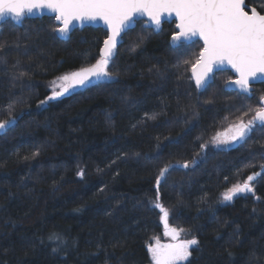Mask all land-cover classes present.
<instances>
[{
    "label": "trees",
    "instance_id": "obj_1",
    "mask_svg": "<svg viewBox=\"0 0 264 264\" xmlns=\"http://www.w3.org/2000/svg\"><path fill=\"white\" fill-rule=\"evenodd\" d=\"M246 1L264 14V0ZM56 27L46 16L0 27V120L15 117L0 130V264H149L163 234L155 204L198 241L183 264H264V171L252 193L223 200L264 165V128L233 150L206 146L254 115L260 87L226 91L224 70L200 91L190 76L199 42L172 47V23L155 34L138 21L109 66L114 79L41 104L48 82L94 64L107 36L88 26L62 40ZM193 158L157 184L160 169Z\"/></svg>",
    "mask_w": 264,
    "mask_h": 264
},
{
    "label": "snow or ice",
    "instance_id": "obj_2",
    "mask_svg": "<svg viewBox=\"0 0 264 264\" xmlns=\"http://www.w3.org/2000/svg\"><path fill=\"white\" fill-rule=\"evenodd\" d=\"M247 8L249 5L245 0H0V18L11 15L19 19L25 12L50 9L55 13L56 20L62 22L63 26L56 29L60 33H67L69 25L76 19H100L107 25L109 34L103 41V47L99 49V58L88 67L57 77L51 83L52 94L47 100L59 98L74 88L91 84L93 80L114 79L108 70L109 66L118 44L134 26L136 17L146 15L144 24L159 29L165 14H175L179 21L176 25L178 30L171 37L173 42L194 43V38L202 41L198 58L192 64L197 89H206L213 78L214 69L227 64L235 70L237 76L230 83L237 85L241 92L250 93L251 83L264 79V14L255 7H251L250 11H247ZM143 38L141 35L138 40L142 41ZM5 47L6 44L0 43V50ZM261 103L264 104V97H261ZM249 111H254L255 114L246 122L239 119L231 125L234 133L230 137L224 140L213 138L214 141L246 142L257 124L264 127V106L249 108ZM14 121L15 117L11 116L7 120H0V129L7 128ZM204 147L205 145H201L202 149ZM195 163L196 159L193 158L192 161H185L181 167L188 168ZM170 167L172 166L166 165L160 169L157 184L161 177H165ZM261 168L264 169V165H261ZM78 175L83 176L84 172L81 171ZM259 175L261 173L253 172L243 183L232 185L223 193V200L231 201L237 194L252 193L254 188L251 182ZM155 207L164 212L163 219L167 226V210L160 204H155ZM171 234L175 239L179 232L173 228ZM59 241L60 237L57 235L55 242ZM195 245H198L195 238L179 240L172 244H160L157 238L156 244L149 246V251L154 264H183L189 261Z\"/></svg>",
    "mask_w": 264,
    "mask_h": 264
},
{
    "label": "water",
    "instance_id": "obj_3",
    "mask_svg": "<svg viewBox=\"0 0 264 264\" xmlns=\"http://www.w3.org/2000/svg\"><path fill=\"white\" fill-rule=\"evenodd\" d=\"M245 3L246 4H248L247 2H246V0H245ZM249 5V8H247L246 10L247 11H250V9H251V7H254V6H252V5H250V4H248ZM256 8V7H255ZM257 9V8H256ZM257 11H259L258 9H257ZM261 14H263V13H261ZM53 17L54 18V20H55V23H56V25H57V27H56V29H58V28H60V27H62L63 25H62V22L61 21H57L56 20V18H55V13L54 12H52L50 9H44L43 11H37V10H33V12H31V13H28V12H25V14L22 16V17H20L19 19H15L14 17H12L11 15H9V16H4V17H2V18H0V27H1V24L4 22V21H6V20H11L14 24H17V25H21V23H22V21L25 19V18H42V17ZM147 19V16L146 15H144V16H137L136 17V19H135V21H134V26L132 27V28H134L135 27V25H136V22L137 21H143L142 23H143V26L144 27H146V28H152L153 29V31L155 32V33H158L159 31H160V29H161V25H162V23L163 22H172V21H175L176 23H175V30L177 31L178 29L176 28V25L179 23V21H178V19L175 17V14H172V15H167V14H165L163 17H162V21H161V25H160V28L159 29H156L155 28V26H149V25H145L144 24V21ZM88 26H90V27H95V28H102L103 30H105L106 31V33H107V35L109 34V32H108V28H107V25L104 23V21L103 20H100V19H97V20H79V19H76V20H73L72 22H71V24L69 25V30H68V32L67 33H60L59 31H57L56 29H55V34H56V36L59 38V39H62V40H67L69 37H70V35H71V33L75 30V29H83L84 27H88ZM131 28V29H132ZM107 37V36H106ZM171 37H172V35H171ZM171 37H170V45L172 46V47H176V46H178L179 45V43H181V42H187V43H189V41H176V42H173L172 40H171ZM195 39H198V38H194V40ZM201 41V40H200ZM202 42V41H201ZM121 44V43H120ZM120 44H118V46H117V48L119 47V45ZM101 47H103V43H102V45H101ZM100 47V48H101ZM116 52H117V50H116ZM116 55V54H115ZM224 70H228V71H230L233 75H234V79H232V80H235L236 78H237V76H236V74H235V70L234 69H232L231 68V66L230 65H227V64H224V65H220V66H218L216 69H214V72H213V76L215 75V73H217L218 71H224ZM197 71H199V69H197ZM190 74H191V78H192V80H193V82H194V84H195V78H194V74H193V70H192V67H191V69H190ZM232 80H229V81H227L226 82V84L224 85V90H227V91H229V90H234V91H238L239 93H241V94H245V95H248V96H250L251 94H252V89H253V87H252V85L253 84H257V83H262V82H264V79H257V80H255L254 82H252L251 83V85H250V87H251V92L250 93H243V92H241L240 91V89H239V87L237 86V85H234V84H232V83H230V81H232ZM213 81V78L209 81V84L211 83ZM200 91H202V90H204V89H199ZM262 104V103H261ZM262 106H264V104H262ZM259 125V124H258ZM183 163H175V164H173V165H175V166H177V167H181V165H182ZM172 166V165H171ZM183 168V167H182ZM264 171V169H262V168H260L258 171H257V173H262ZM259 176H256L255 178H254V181L258 178ZM163 178L164 177H161L160 178V182L163 180ZM159 182V183H160ZM159 209V211H160V221H161V223H162V225H163V227L165 228V230H167L168 228V222H167V226L165 225V222H164V219H163V216H164V212L161 210V208H158ZM172 243H176V241H175V239H173V240H171L170 242H169V244H172Z\"/></svg>",
    "mask_w": 264,
    "mask_h": 264
},
{
    "label": "flooded vegetation",
    "instance_id": "obj_4",
    "mask_svg": "<svg viewBox=\"0 0 264 264\" xmlns=\"http://www.w3.org/2000/svg\"><path fill=\"white\" fill-rule=\"evenodd\" d=\"M247 2V1H246ZM249 4V3H248ZM251 5V4H250ZM138 22V21H137ZM136 22V23H137ZM143 21H141V23H142ZM165 23H169V22H163L162 23V25H161V29H160V31L162 30V28H163V26H164V24ZM170 23H172L173 24V26H174V29H173V32L170 34V36H169V43H170V37H171V35H173L175 32H176V30H175V21H172V22H170ZM142 25H143V23H142ZM146 28V27H145ZM149 29H151L152 31H153V29L152 28H149ZM159 31V32H160ZM158 32V33H159ZM153 33H155L154 31H153ZM155 34H157V33H155ZM196 42H199V44L201 45V47H202V42L199 40V39H195V44H196ZM181 44H186V45H190V44H193L192 42H189V43H187V42H181V43H179V45H181ZM178 45V46H179ZM177 47V46H176ZM201 49V48H200ZM199 52H200V50H199ZM199 52H198V55H199ZM197 58H198V56H197ZM196 58V59H197ZM196 59H195V61H196ZM195 61H194V63H195ZM193 63V64H194ZM192 67V66H191ZM191 69V68H190ZM230 72V71H229ZM231 73V72H230ZM232 74V73H231ZM190 76H191V74H190ZM232 79H234V75L232 74V78L231 79H229V80H232ZM228 80V81H229ZM226 84V83H225ZM224 84V85H225ZM264 85V82H262V83H257V84H253L252 85V87H253V89H252V94H253V90H254V87L255 86H259L260 87V89L264 92V90L262 89V86ZM224 88V87H223ZM203 91V90H202ZM227 91V90H226ZM229 91H234V90H229ZM234 92H237V93H239L238 91H234ZM239 94H241V93H239ZM252 94L250 95V96H248V95H245V94H241V95H245V96H248V97H251L252 96ZM261 97H264V93H260L259 94V97H258V102H259V107H261L262 106V104H261ZM255 114V113H254ZM233 124H235V123H233ZM233 124H230L225 130H223L221 133H219V134H216V135H214L213 137H211L210 138V140L206 143V146L207 147H210L211 148V150H217V151H219V150H228V149H235V148H237L239 145H241L243 142H229V143H216L215 141H214V139L213 138H218V139H221V140H224V139H227L228 137H230L233 133H234V129H232L231 128V125H233ZM262 127V126H260V125H256L255 126V128L256 127ZM264 128V127H263ZM262 155H264V152H262L261 153ZM252 155V154H251ZM250 157V156H249ZM175 164V163H174ZM170 165H172V167L173 166H175V165H173V164H170ZM248 165V164H247ZM261 165H263V164H261ZM261 165H259L255 170H251V171H249L248 173L247 172H245V174L247 173V176L248 175H251L253 172H257L260 168H261ZM244 166H246V165H244ZM254 166V164H250V167L248 168V169H250V168H252ZM171 168V167H170ZM169 168V169H170ZM247 171V170H246ZM253 182H255V181H253ZM163 226V225H162ZM168 229L167 230H165V228L163 227L162 228V233L163 234H166L167 233V235H169L170 237H171V240H173L174 238H173V235L171 234V229H173L174 228V226H172V225H169L168 224V227H167ZM179 240H181L178 236L175 238V241H176V243L179 241ZM170 242V241H169Z\"/></svg>",
    "mask_w": 264,
    "mask_h": 264
},
{
    "label": "rangeland",
    "instance_id": "obj_5",
    "mask_svg": "<svg viewBox=\"0 0 264 264\" xmlns=\"http://www.w3.org/2000/svg\"><path fill=\"white\" fill-rule=\"evenodd\" d=\"M79 69H76V70H70V71H66V72H63V73H61V74H59L58 76H56V77H54L52 80H50L49 82H48V89H49V91H50V94H52L51 93V83L53 82V81H55L56 79H57V77H60V76H62V75H64V74H66V73H69V72H74V71H78ZM93 82H96V80H93ZM92 82V83H93ZM88 85H90V84H88ZM85 86H87V85H85ZM85 86H83V87H85ZM83 87H77V88H74V89H72V90H79V89H82ZM49 97V96H48ZM46 101H48L47 99H45V102ZM1 130V129H0ZM175 228V227H174ZM176 229V228H175ZM178 237L181 239V240H183L181 237H180V234L178 235ZM158 238V240H159V243L160 244H169V241H171V237L169 236V235H167V234H162L161 236H159V237H157ZM157 238H155L154 239V241L152 242V244L151 245H155L156 244V242H157ZM149 264H154V262H153V260H152V254H151V252H150V263Z\"/></svg>",
    "mask_w": 264,
    "mask_h": 264
}]
</instances>
